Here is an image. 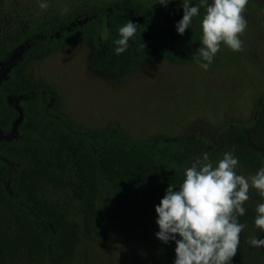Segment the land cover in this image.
<instances>
[{"label": "rangeland", "instance_id": "374dc122", "mask_svg": "<svg viewBox=\"0 0 264 264\" xmlns=\"http://www.w3.org/2000/svg\"><path fill=\"white\" fill-rule=\"evenodd\" d=\"M132 1L171 25L182 15L180 0H169L166 6L159 0ZM39 2L0 0V62L17 45L22 24L40 29L65 23L85 8L121 0H47L46 9H40ZM61 9L66 11L61 14ZM242 15L247 25L239 34L241 48L233 51L221 43L207 70L196 63L197 56L172 61L154 54L133 63H110L99 47L104 20L87 27L80 21L63 33L58 47L36 53L24 68L10 67L8 76L0 77V118L9 115L16 101L26 107L33 136L32 144L23 149L27 162L31 159L34 170L44 167L64 179L84 178L80 189L87 207L74 212L63 205L68 191L39 178L45 198L68 207L72 221L82 223L87 212L95 226L82 230L72 258L58 261L56 232L49 223L29 226L8 208V199L18 197L25 180L18 173L13 185L0 183V238L4 240L0 251L23 249L15 252H23L30 264H172L174 242L164 244L154 235L158 229L153 205L159 201L143 202L136 191L125 195L117 186L118 169L112 160L116 146H121L117 135L143 143L157 138H203L202 149L196 148L181 168L205 154L215 166L225 151L218 132L228 123L246 124L249 136L255 105L264 96V2L247 0ZM185 45L192 48L197 43ZM3 66L0 63V74ZM107 133L111 139L95 143L94 137ZM74 141L81 157L69 160ZM235 170L253 174L239 160ZM259 200L257 190L250 187L245 206L255 207ZM68 205L75 207L74 202ZM24 232L31 239L18 236ZM245 232L246 226L239 234L243 242ZM0 264L17 263L0 260Z\"/></svg>", "mask_w": 264, "mask_h": 264}, {"label": "trees", "instance_id": "16d2710c", "mask_svg": "<svg viewBox=\"0 0 264 264\" xmlns=\"http://www.w3.org/2000/svg\"><path fill=\"white\" fill-rule=\"evenodd\" d=\"M256 1L264 2V0ZM200 11L203 12L202 7ZM128 19L137 23V33L134 39L129 41L127 49L117 55L113 50L115 47L113 40L118 38V27ZM103 20L105 29L99 40V47L104 59L110 63H133L141 56L150 57L154 54L165 56L172 61H184L196 57L193 53L199 44L200 30L197 27L199 16L194 18L192 28L186 29V33L179 35L174 25L165 22L152 9L132 0H121L115 5L104 4L85 8L77 17L65 23H51L40 29L22 24L17 45L4 58L5 60L0 62L4 65L0 77L8 76L10 67L24 68L36 53L58 47L63 33L72 25L78 26L81 24L80 21H83V26L87 27L99 25ZM192 41L197 43L196 47L187 48L185 44ZM47 94L49 97L52 96V93ZM9 111L8 116L0 118V183L13 185L18 173L20 176L23 175L25 180L17 191L18 197L13 196L8 199V208L20 222H25L29 226L42 227L49 223L56 232L54 246L58 252L54 254L55 258L70 259L80 241L82 230L91 231L95 226V220L87 212H83L82 223L69 218L68 207L78 213L87 207L80 189L84 178L76 176L64 179L44 167L34 170L30 164L31 159L29 163L26 160L28 154L23 153L24 147L32 144L33 141L29 130L31 116L20 101H16ZM245 129L246 124L228 123L218 133L223 149L233 151L237 159L254 173L264 161V96L255 105L249 136ZM72 131L75 129L72 128ZM111 136L107 133L101 138L93 139L95 143L100 144L111 139ZM117 138L121 146H116L112 156L118 169L117 186L125 195L136 191L143 202L150 198L159 201L168 184L178 187L182 180L180 173L182 161L193 154L196 148L202 149L204 145L203 138L198 136H195L194 140L184 137L157 138L147 143L129 141L121 135H117ZM74 144V148H70L67 153L69 160L77 156L78 159L81 157V154H78L77 142L74 141ZM177 146L179 149L176 148ZM80 164L81 162L78 168ZM60 167L63 169L64 165ZM39 178L46 179L53 186L57 185L66 193L68 191L65 203L46 199L39 186ZM73 202L74 208L68 205ZM61 204H67L68 207ZM255 215L254 207L245 206L244 215L239 217L240 222L246 226V232L244 242L240 240L237 252L232 257L233 264H264V248L250 247L247 242L250 236L257 235L259 238L263 234L253 224ZM14 236L17 238V234ZM18 236L31 239L25 232ZM0 239V244L3 246L4 240ZM40 241L43 243V240ZM15 251L1 250L0 260L30 264V258H25L23 252ZM31 258H34L32 254Z\"/></svg>", "mask_w": 264, "mask_h": 264}, {"label": "clouds", "instance_id": "9594fccd", "mask_svg": "<svg viewBox=\"0 0 264 264\" xmlns=\"http://www.w3.org/2000/svg\"><path fill=\"white\" fill-rule=\"evenodd\" d=\"M167 5L169 0H159ZM247 0H180L182 15L174 22L177 34L183 35L192 28L194 18L199 16V44L193 55L196 63L207 70L223 43L237 51L243 41L239 34L247 25L242 15ZM40 9L48 7L47 0H40ZM203 8L201 13L200 8ZM66 9H61V14ZM118 38L113 40L114 52L123 53L137 33V23L131 19L122 23ZM238 159L233 151H224L215 166L207 159L194 158L188 166H182L183 179L178 187L168 184L154 204V235L164 244L174 242L172 264H233L240 243L239 234L245 224L239 217L245 213V202L249 199V188L260 196L255 204L253 224L264 232V161L253 174L237 173ZM250 247L264 248V235L250 236Z\"/></svg>", "mask_w": 264, "mask_h": 264}]
</instances>
